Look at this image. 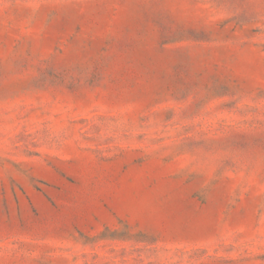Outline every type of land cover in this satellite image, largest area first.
Wrapping results in <instances>:
<instances>
[{
  "label": "rangeland",
  "instance_id": "374dc122",
  "mask_svg": "<svg viewBox=\"0 0 264 264\" xmlns=\"http://www.w3.org/2000/svg\"><path fill=\"white\" fill-rule=\"evenodd\" d=\"M0 264H264V0H0Z\"/></svg>",
  "mask_w": 264,
  "mask_h": 264
}]
</instances>
